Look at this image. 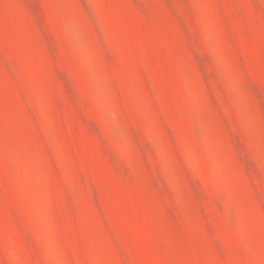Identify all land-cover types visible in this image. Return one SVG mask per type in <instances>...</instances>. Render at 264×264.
<instances>
[{
  "label": "rangeland",
  "instance_id": "1",
  "mask_svg": "<svg viewBox=\"0 0 264 264\" xmlns=\"http://www.w3.org/2000/svg\"><path fill=\"white\" fill-rule=\"evenodd\" d=\"M0 264H264V0H0Z\"/></svg>",
  "mask_w": 264,
  "mask_h": 264
}]
</instances>
